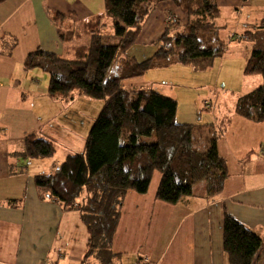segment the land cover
I'll use <instances>...</instances> for the list:
<instances>
[{
	"label": "crops",
	"instance_id": "1",
	"mask_svg": "<svg viewBox=\"0 0 264 264\" xmlns=\"http://www.w3.org/2000/svg\"><path fill=\"white\" fill-rule=\"evenodd\" d=\"M217 5L221 14L217 25L224 28L222 32L232 26L240 35L263 18L257 15L264 12V0H217ZM104 13L105 0H0V264L81 262L87 232L78 212H64L56 202L39 201L34 177L50 175L68 155L82 153L102 103L85 97L69 103L51 99L45 74L39 69L25 71L23 63L36 50L70 59L73 47L86 46L77 42L88 37L62 43L53 16L61 17V30L66 31ZM171 16L182 24L187 22L186 15L172 3L159 4L127 57L137 62L150 58L156 50L153 43ZM13 41L16 46L10 49ZM229 46L222 60L213 65H245L248 48L243 51L237 45ZM168 68L160 69L162 75ZM257 79V83H264L262 77ZM150 84L169 87V94H160L176 98L177 124L192 126L199 120L197 116L200 123H208L204 125L215 123V104L205 95L179 103L171 93V84ZM202 112L208 113L201 116ZM226 119L229 123L217 141V152L225 160L228 174L221 194L209 200L202 188L176 205H167L156 198L160 175L155 172L146 194L129 191L123 200L113 237V252L121 254L116 264H232L222 245L225 214L261 240L259 250L236 264H264V122H251L234 111ZM192 127L200 131L208 126ZM31 134L53 140L57 144L55 155L15 160L13 155L21 152ZM7 202L19 205L13 208Z\"/></svg>",
	"mask_w": 264,
	"mask_h": 264
},
{
	"label": "trees",
	"instance_id": "2",
	"mask_svg": "<svg viewBox=\"0 0 264 264\" xmlns=\"http://www.w3.org/2000/svg\"><path fill=\"white\" fill-rule=\"evenodd\" d=\"M164 2L186 15L187 22L182 24L171 16L153 43L156 50L150 58L140 62L128 58L126 53L146 20ZM220 15L217 0H105L103 17L66 31L61 30V17L53 16L62 43L89 38L88 45L72 48V58L42 50L25 58V71L39 69L48 75L51 99L69 103L85 97L102 103L82 153L68 155L52 174L34 177L39 201L56 202L64 212H78L87 232L80 264L119 263L121 254L113 252V237L123 200L129 191L146 194L155 172L160 175L156 198L167 205L192 196L193 187L202 181L205 198L211 200L221 194L228 174L225 160L217 152V141L229 120L204 129L207 137L200 143L191 125L175 123V99L155 91H129L123 86V82L141 78L150 70L172 65L192 66L197 72L208 70L228 51V40L219 39L224 31L217 25ZM107 21L111 22V33ZM200 33L210 37L202 40ZM261 34L263 42L258 39ZM230 40L251 43L243 74L264 79V19L255 29L251 27ZM15 46L13 41L10 49ZM119 56L124 57V66L118 76L107 79ZM234 113L263 123L264 83L239 98ZM56 152L53 140L31 134L13 157L30 161L51 158ZM16 203L6 205L14 208L19 205ZM222 245L231 263L236 264L259 250L261 240L225 214Z\"/></svg>",
	"mask_w": 264,
	"mask_h": 264
},
{
	"label": "rangeland",
	"instance_id": "3",
	"mask_svg": "<svg viewBox=\"0 0 264 264\" xmlns=\"http://www.w3.org/2000/svg\"><path fill=\"white\" fill-rule=\"evenodd\" d=\"M258 18L264 19V12H260L258 15ZM261 23V20L259 22L254 23L252 26L247 27L245 30H248L252 27V29H255L256 26H258ZM232 26H229L227 31L221 32L219 39H224L225 41L228 40V46H239L243 51L244 48H248V51L250 52L249 47L251 46V43H247L244 41H231L230 38L232 36H236L235 33H239L236 31L231 30ZM108 29L110 33L112 32V25L111 22L108 26ZM244 30V31H245ZM238 31H240L238 29ZM243 31V32H244ZM242 32V33H243ZM262 35V34H261ZM201 39H205L210 37V34L208 33H200ZM221 39V40H222ZM258 39H262L263 42V35L259 36ZM89 38H83L79 42H77L79 45H88ZM129 51V50H128ZM127 51V52H128ZM235 53V51H232ZM231 52V53H232ZM227 54V53H226ZM127 56V53H126ZM69 59V58H68ZM220 62L222 58L214 60V62ZM228 63L224 64L223 67H220L219 63L216 65H213L206 71L205 73H202L200 75H197L196 70L192 66H179V65H172L168 68V73L166 75H162V69H153L150 74L146 75L144 78H137L132 79L123 82V86L125 89H128L129 91H143L146 90V87L148 88L147 91H155L157 93H160V91H163L164 93L169 94V87L167 86H159L157 87L154 84H150L153 81H163L165 83H169L172 85L171 93L175 97H177V100L179 103H190L195 100L196 96L199 94L205 95L206 99L213 104H215V107L212 108L213 113L212 117H214L215 123L217 122V125L219 126L222 120H226V118L229 115V112L234 111V103L237 102V100L241 97H243L245 94L252 92L257 87L262 85V83L259 84V82H256V79L259 78L261 80V77L259 76H245L243 74L244 66H237L235 63ZM124 66V57L119 56L118 59L115 61L111 69L109 70L107 74V79H110L112 77H116L119 75L118 70L121 66ZM190 70L195 73H190ZM45 74V73H44ZM46 78L48 79V75H46ZM258 80V79H257ZM161 87V88H160ZM219 89V90H218ZM176 99V98H175ZM178 104V103H177ZM236 104V103H235ZM207 110V109H206ZM226 113V115L223 113ZM204 113L208 112H202L201 116L204 115ZM196 123L192 126H210L215 125L213 122L209 125H204L208 123H200V117L197 116ZM176 123V122H175ZM206 128H203V131H194V137L198 139V141L205 142V138L207 137L206 131L204 130ZM152 140H145L147 143H151ZM62 143V142H61ZM155 174V173H153ZM153 178V175H152ZM204 190L205 188V182H199L193 187V194H197L200 189ZM63 264H73L68 262H63Z\"/></svg>",
	"mask_w": 264,
	"mask_h": 264
},
{
	"label": "built area",
	"instance_id": "4",
	"mask_svg": "<svg viewBox=\"0 0 264 264\" xmlns=\"http://www.w3.org/2000/svg\"><path fill=\"white\" fill-rule=\"evenodd\" d=\"M58 257H60V255L58 254Z\"/></svg>",
	"mask_w": 264,
	"mask_h": 264
}]
</instances>
